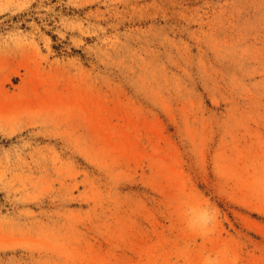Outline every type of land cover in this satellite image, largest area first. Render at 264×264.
<instances>
[{"label": "rangeland", "instance_id": "1", "mask_svg": "<svg viewBox=\"0 0 264 264\" xmlns=\"http://www.w3.org/2000/svg\"><path fill=\"white\" fill-rule=\"evenodd\" d=\"M0 264H264V0H0Z\"/></svg>", "mask_w": 264, "mask_h": 264}]
</instances>
